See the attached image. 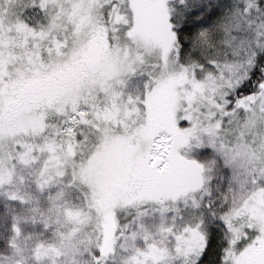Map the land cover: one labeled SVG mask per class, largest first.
Returning a JSON list of instances; mask_svg holds the SVG:
<instances>
[{
    "label": "snow or ice",
    "instance_id": "1",
    "mask_svg": "<svg viewBox=\"0 0 264 264\" xmlns=\"http://www.w3.org/2000/svg\"><path fill=\"white\" fill-rule=\"evenodd\" d=\"M0 264H264V0H0Z\"/></svg>",
    "mask_w": 264,
    "mask_h": 264
}]
</instances>
